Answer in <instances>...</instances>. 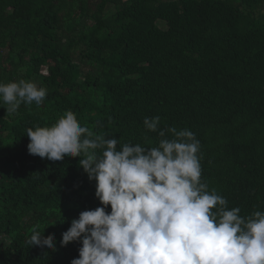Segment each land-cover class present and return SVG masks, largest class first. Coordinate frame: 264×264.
I'll return each mask as SVG.
<instances>
[{
	"label": "trees",
	"instance_id": "obj_1",
	"mask_svg": "<svg viewBox=\"0 0 264 264\" xmlns=\"http://www.w3.org/2000/svg\"><path fill=\"white\" fill-rule=\"evenodd\" d=\"M20 79L47 96L14 114L0 101V264H71L82 244L62 234L103 206L79 157L28 152L27 129L68 110L120 144L158 146L146 117L192 131L208 189L264 212V0H0V82Z\"/></svg>",
	"mask_w": 264,
	"mask_h": 264
},
{
	"label": "clouds",
	"instance_id": "obj_2",
	"mask_svg": "<svg viewBox=\"0 0 264 264\" xmlns=\"http://www.w3.org/2000/svg\"><path fill=\"white\" fill-rule=\"evenodd\" d=\"M46 96L32 81L0 82L7 114L22 104L40 106ZM160 123L159 116L143 121L158 133L156 147L97 135L71 110L51 126L27 129L30 155L53 162L79 157L103 205L82 211L62 234L61 246L82 244L71 264H264V212L242 217L239 207L229 210L201 179L195 134ZM28 242L56 250L54 235L35 231Z\"/></svg>",
	"mask_w": 264,
	"mask_h": 264
},
{
	"label": "rangeland",
	"instance_id": "obj_3",
	"mask_svg": "<svg viewBox=\"0 0 264 264\" xmlns=\"http://www.w3.org/2000/svg\"><path fill=\"white\" fill-rule=\"evenodd\" d=\"M46 70H47V68L45 67L44 70H43V73H46Z\"/></svg>",
	"mask_w": 264,
	"mask_h": 264
}]
</instances>
